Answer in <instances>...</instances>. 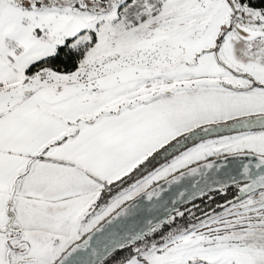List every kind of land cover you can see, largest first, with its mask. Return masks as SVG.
Instances as JSON below:
<instances>
[{
	"label": "snow or ice",
	"instance_id": "1",
	"mask_svg": "<svg viewBox=\"0 0 264 264\" xmlns=\"http://www.w3.org/2000/svg\"><path fill=\"white\" fill-rule=\"evenodd\" d=\"M0 264H264V0H0Z\"/></svg>",
	"mask_w": 264,
	"mask_h": 264
}]
</instances>
